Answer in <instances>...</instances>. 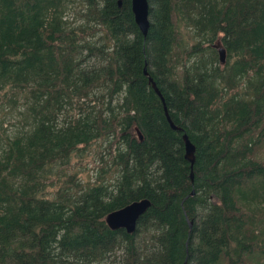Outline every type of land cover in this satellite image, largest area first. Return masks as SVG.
Listing matches in <instances>:
<instances>
[{
    "label": "trees",
    "instance_id": "obj_1",
    "mask_svg": "<svg viewBox=\"0 0 264 264\" xmlns=\"http://www.w3.org/2000/svg\"><path fill=\"white\" fill-rule=\"evenodd\" d=\"M131 1L0 0V264H264V0Z\"/></svg>",
    "mask_w": 264,
    "mask_h": 264
},
{
    "label": "water",
    "instance_id": "obj_2",
    "mask_svg": "<svg viewBox=\"0 0 264 264\" xmlns=\"http://www.w3.org/2000/svg\"><path fill=\"white\" fill-rule=\"evenodd\" d=\"M131 4H132V11L135 17L136 24L138 25L143 35L147 37L150 28L149 1L132 0ZM219 55H220L221 63L225 64L227 60L226 50L222 47H219ZM145 75L150 78V82L152 83L155 91L162 98V95L158 87L156 86L154 80L149 76L147 69H145ZM166 115L172 129L175 131L182 132V130L176 127L172 122L167 109H166ZM184 140L186 143V159L192 164L193 167L195 163L196 148L190 141V138L187 134L184 135ZM192 179L194 180L193 173H192ZM150 207H151V202L149 200H141V201L133 202L130 205L109 214L106 217V223L108 227L114 231L123 229L128 234H134L137 230V225L140 218L148 211Z\"/></svg>",
    "mask_w": 264,
    "mask_h": 264
},
{
    "label": "rangeland",
    "instance_id": "obj_3",
    "mask_svg": "<svg viewBox=\"0 0 264 264\" xmlns=\"http://www.w3.org/2000/svg\"><path fill=\"white\" fill-rule=\"evenodd\" d=\"M7 111V110H5ZM17 120H18V116L16 114L13 115H4L3 112H0V134L3 132V130H7V134H13L16 127L15 125H17ZM106 146V144H104V147ZM105 151V150H104ZM105 154V153H104ZM264 156V152L261 153ZM100 159L99 157H95V159H91L88 160L85 163H80L79 159L75 160V168L79 169V170H83L84 169V165L86 164L88 169H90V175L91 176H95L96 174V169L93 170V168H95V166L99 165ZM83 177V176H82Z\"/></svg>",
    "mask_w": 264,
    "mask_h": 264
}]
</instances>
